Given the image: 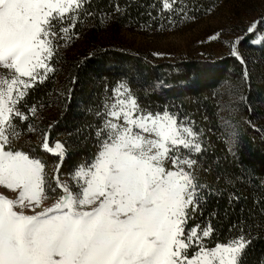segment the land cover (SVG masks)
Instances as JSON below:
<instances>
[{
    "label": "snow or ice",
    "instance_id": "snow-or-ice-1",
    "mask_svg": "<svg viewBox=\"0 0 264 264\" xmlns=\"http://www.w3.org/2000/svg\"><path fill=\"white\" fill-rule=\"evenodd\" d=\"M92 3L0 0V187L14 194L0 195V264H244L252 239L243 220L238 235L214 243L211 223L187 227L213 194L201 174L208 171L200 163L207 155L205 134L195 130L191 116L167 106L153 112L120 84L113 102L95 113L100 123L88 137L90 157L77 160L68 179L57 175L54 182L41 150L17 142L29 115H36L35 104L27 107L31 90L55 72L57 49L79 35L74 29L81 19L96 15ZM158 3L159 11L172 12L177 0ZM125 5L115 0L105 16L131 19L128 0ZM184 11L174 14L182 18ZM262 27L264 18L250 22L246 35L230 45L245 81L249 74L238 45ZM27 131L37 129L29 123ZM227 135L236 157L243 133L233 126ZM40 143L43 153L59 157L61 163L51 166L59 174L71 152L61 142L50 147L47 134Z\"/></svg>",
    "mask_w": 264,
    "mask_h": 264
},
{
    "label": "trees",
    "instance_id": "trees-1",
    "mask_svg": "<svg viewBox=\"0 0 264 264\" xmlns=\"http://www.w3.org/2000/svg\"><path fill=\"white\" fill-rule=\"evenodd\" d=\"M219 1L177 0L173 10L184 8V15L198 17L213 9ZM114 2L93 0L90 10L96 11V15L83 17L74 31L98 33L106 23L157 28L161 24L167 26L172 19L168 15L170 12L159 11L158 0H128L131 19L125 15L113 21L110 16H105V12H112L110 5ZM119 2L127 7L125 0ZM147 12H151V17L146 15ZM102 16L103 23L100 22ZM238 51L246 63L248 81L242 74L244 66L230 53L216 58L160 59L147 52L97 42L69 57L59 53L55 55L60 59L56 71L42 85L31 90L27 104V107L57 104L55 116L37 120L29 115V119L41 127L36 133L39 137L28 134L17 142L41 150L49 166L46 172L53 179L68 173L77 160L90 157L93 146L88 137L94 136L100 123L95 113L106 110V96L118 82H123L142 106H149L153 112L167 106L172 112L187 114L196 121L195 130L205 134L207 155L200 163L208 171L201 174L213 194L202 202L187 227L196 223L205 227L211 223L215 229L214 243L216 238L225 240L238 235L241 231L238 222L243 220V230L252 239L243 254L244 264H264V27L240 43ZM225 84L237 97L226 121L220 114L218 95L219 88ZM249 120L256 131L248 124ZM27 122L20 129L22 132H28ZM233 126L243 133L236 157L230 154L227 135ZM44 134L48 135L49 141L62 136L65 150L71 152L59 174L51 168L61 163L59 157L42 152L40 141ZM235 196L240 197L238 202L234 200ZM230 200H233L231 206ZM233 223L237 227L230 233L229 227Z\"/></svg>",
    "mask_w": 264,
    "mask_h": 264
},
{
    "label": "rangeland",
    "instance_id": "rangeland-1",
    "mask_svg": "<svg viewBox=\"0 0 264 264\" xmlns=\"http://www.w3.org/2000/svg\"><path fill=\"white\" fill-rule=\"evenodd\" d=\"M175 12H179V10H173L168 14L175 23L170 24L168 21L167 26L161 24L157 28H152V26L145 25L113 26L111 23H106L105 27L98 33L91 34L90 31L78 33L79 35H74L70 41L62 42L60 49H57L56 55L63 52V55L69 57L84 51L88 47H92V43L97 42L118 45L129 50L147 52L160 59L193 56L204 58L222 57L230 53V45L236 41L237 37L246 34L245 30L250 22L264 18V0H220L213 9H209L202 16H195V19L191 18L193 15L186 16L184 14L182 18H179L180 16L175 15ZM217 34L218 38L212 39ZM58 62H60V59L54 56L52 66L55 71ZM120 84L125 85L123 82H118L113 89L119 87ZM121 90L123 91V89ZM112 91L106 96V106L113 102ZM128 92L133 95L129 88ZM218 95L220 114L223 120L226 121L232 113L237 97L228 84L219 88ZM57 108V104L49 103L46 106L41 104L36 106V115L34 117L37 120L44 117H54ZM27 123L34 125L38 130L41 129V127H37L35 121L32 122L31 118ZM36 133L38 131L22 132L21 137L28 136V134L33 137H39ZM57 142H61L64 145L62 136H57L50 140L49 146L54 148ZM59 177L61 180L68 179L66 174H59ZM0 195H6L8 198H13L14 196L13 193L2 187H0ZM46 203L49 205L54 203V197L50 195Z\"/></svg>",
    "mask_w": 264,
    "mask_h": 264
}]
</instances>
